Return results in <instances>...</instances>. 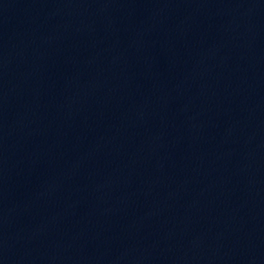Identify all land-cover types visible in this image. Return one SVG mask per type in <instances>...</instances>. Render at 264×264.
<instances>
[{"label":"water","instance_id":"1","mask_svg":"<svg viewBox=\"0 0 264 264\" xmlns=\"http://www.w3.org/2000/svg\"><path fill=\"white\" fill-rule=\"evenodd\" d=\"M0 264H264V0H0Z\"/></svg>","mask_w":264,"mask_h":264}]
</instances>
